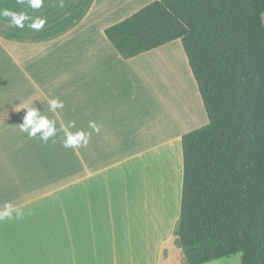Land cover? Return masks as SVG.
Segmentation results:
<instances>
[{
    "label": "crops",
    "instance_id": "crops-1",
    "mask_svg": "<svg viewBox=\"0 0 264 264\" xmlns=\"http://www.w3.org/2000/svg\"><path fill=\"white\" fill-rule=\"evenodd\" d=\"M152 1L64 0L61 8L44 0L32 9L0 0L46 19L36 31L0 17V140L18 134L17 147H0V208L25 211L0 221V264L166 259L180 208L181 138L207 115L179 39L124 59L104 34ZM50 98L64 108L51 112ZM25 105L56 120L48 143L20 131ZM69 121L71 131L90 133L85 145L63 147L60 126Z\"/></svg>",
    "mask_w": 264,
    "mask_h": 264
},
{
    "label": "trees",
    "instance_id": "trees-1",
    "mask_svg": "<svg viewBox=\"0 0 264 264\" xmlns=\"http://www.w3.org/2000/svg\"><path fill=\"white\" fill-rule=\"evenodd\" d=\"M264 0H154L104 28L124 59L179 39L208 122L182 135L181 264H264Z\"/></svg>",
    "mask_w": 264,
    "mask_h": 264
},
{
    "label": "clouds",
    "instance_id": "clouds-1",
    "mask_svg": "<svg viewBox=\"0 0 264 264\" xmlns=\"http://www.w3.org/2000/svg\"><path fill=\"white\" fill-rule=\"evenodd\" d=\"M23 3V0H20ZM44 0H28V7L32 9H39L43 6ZM59 7H64V0H59ZM0 17L6 18L10 27L21 28L25 27V21H28V27L39 31L41 30L46 19L37 17L33 19L27 12L13 11L8 7H0ZM49 110L56 113L58 109L64 108V102L58 98L48 99ZM20 109H26V114L23 117V122L20 124V131L28 134L30 138H34L39 134V139L45 144L49 139L57 135L58 129L56 127V120L49 119L45 114L35 106H23ZM75 126V121H69L68 126L61 124L60 131L64 133L63 147L64 148H78L86 144L90 133L83 130L71 131L70 128ZM89 128L95 132H99V126L94 121H89ZM25 211L11 203H5L0 208V221L19 220L23 219Z\"/></svg>",
    "mask_w": 264,
    "mask_h": 264
},
{
    "label": "rangeland",
    "instance_id": "rangeland-1",
    "mask_svg": "<svg viewBox=\"0 0 264 264\" xmlns=\"http://www.w3.org/2000/svg\"><path fill=\"white\" fill-rule=\"evenodd\" d=\"M175 56V55H174ZM190 90V89H189ZM190 93V91H189ZM191 95V94H190ZM8 122V121H6ZM0 132L4 133L5 129L0 130ZM17 139H18V134H15L13 136H5L3 138V140H0V147L2 148V150H8V149H12L13 148V144L12 142H14V148L17 147ZM20 144L22 143V139L20 136L19 139ZM165 246L168 247V255L166 257V259H164L161 264H181V253L180 250L177 249L172 242H168L165 244ZM204 264H240V255L236 254L227 258H223V259H218V260H214V261H210Z\"/></svg>",
    "mask_w": 264,
    "mask_h": 264
}]
</instances>
